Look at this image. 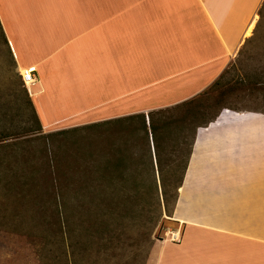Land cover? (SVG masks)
Segmentation results:
<instances>
[{"label":"crops","instance_id":"1","mask_svg":"<svg viewBox=\"0 0 264 264\" xmlns=\"http://www.w3.org/2000/svg\"><path fill=\"white\" fill-rule=\"evenodd\" d=\"M262 2L0 0V27L15 74L36 77L29 95L43 131L56 132L199 96L251 35ZM234 112L253 115L199 129L174 213L182 239L155 243L143 264H264V114ZM35 225L0 211V264H34L2 252V233L44 229Z\"/></svg>","mask_w":264,"mask_h":264},{"label":"trees","instance_id":"2","mask_svg":"<svg viewBox=\"0 0 264 264\" xmlns=\"http://www.w3.org/2000/svg\"><path fill=\"white\" fill-rule=\"evenodd\" d=\"M1 33L7 46L2 30ZM10 58L15 67L11 55ZM15 76L19 78V82L12 88L14 96L10 95L0 102V154L4 152L6 158H10L8 166L12 175V180L6 182L4 186L6 191L16 194L13 201L15 211L20 214V207L27 204L35 218L42 215L44 219L42 221L47 225L44 243L46 246L55 245L59 250L76 249L72 233L77 211H80L81 223L87 224L83 229L88 242L92 238H98L102 249H106L108 241L118 238L113 233H116L115 230H118L119 226H125L126 222L145 227L144 238L153 243L152 231L161 221L164 212L168 216L172 215L174 207L172 209L171 203L175 204V207L177 205L197 131L207 127L193 125L200 112L192 110L190 106L199 101L201 96L207 95L210 92L208 90L218 85L220 80L194 99L152 111L148 116L135 114L90 125L91 128L117 126L125 132V148H110L107 151L98 147L96 150L88 151L80 158V162L68 165L66 172L56 165L58 163L55 158H49L48 149L41 145L51 135L43 134L41 121L22 76L20 74ZM175 108H185L186 111L179 117L168 116ZM26 109L30 113V125L27 123V117L23 115ZM191 117L192 137L188 136L189 141L185 135L182 138L183 131L180 127L184 125L189 127L186 122ZM11 130L19 132L17 133L19 135H12L13 133L9 132ZM26 136L29 137L20 139ZM171 137L176 138L177 142L169 151L173 144ZM130 141H134L133 144L138 143L137 147L141 144L145 157L148 158V162L141 164L142 166L134 167L133 173H131L133 167L129 165L127 158L129 155L133 157L132 150L136 145ZM183 144L187 146L185 155L181 154ZM115 145L117 143L114 142ZM128 150L131 154H128ZM117 153L120 157L113 160L111 155ZM180 154L182 157L179 159ZM23 156L27 158L26 166L21 159ZM1 162L3 161L0 158V164ZM142 173L149 175L150 178L140 180L135 177ZM136 207H141L140 212L135 210ZM163 224L164 220L161 227ZM156 238L159 239L158 236ZM88 249L89 245H85L84 250ZM64 255L68 257L67 250ZM74 255L75 253H72L73 262Z\"/></svg>","mask_w":264,"mask_h":264},{"label":"rangeland","instance_id":"3","mask_svg":"<svg viewBox=\"0 0 264 264\" xmlns=\"http://www.w3.org/2000/svg\"><path fill=\"white\" fill-rule=\"evenodd\" d=\"M255 21L256 18L250 27L251 29L248 31V35H251L243 41L241 48L231 57L229 65L221 76L222 78L219 77V79H217L220 80L219 84L209 89L213 85L212 84L208 88L209 90L207 89L210 92L207 95L201 96L199 101L194 102V104L190 106L192 110L200 112V114L196 116V120L193 121V125L199 124L203 127L208 126V123L215 119L223 108L232 111L258 112L264 114V0L257 13V22L255 23ZM10 59L9 51L0 30V102L9 98L10 95L14 96L12 88L19 82V78L15 76L14 66L12 62H10ZM36 91L37 87H33L32 92L35 93ZM185 111V108H175L168 116L179 117L183 115ZM232 111H225L224 117L227 118L229 115H234ZM23 115L27 117V123L30 125V113L27 109L26 111L24 110ZM192 118L193 117L186 122L189 124V127L188 125L180 127L183 131L182 138L183 135H185L187 140H189V135L192 137V131L190 130ZM24 125L25 123H23V126ZM90 125L91 124H85L73 128H65L56 132L43 131V134L51 136L46 138L41 145L48 149L49 158H55L58 163L56 165L66 172V168L68 169L70 165L80 162V158L87 154L88 151L96 150L98 147L107 151L110 148H125V132L118 129L117 126L91 128ZM9 127L10 125L8 124L7 128ZM111 128L114 130L112 131ZM9 132L13 133L12 135H19L17 134L19 132L15 130ZM28 137L29 136L21 137L20 139H26ZM182 138L180 140H182ZM171 139L173 140V144L168 149L169 151L172 150L173 145L177 142L176 138L171 137ZM114 142L117 143V145L114 146ZM130 142L132 144L134 143V141ZM137 142L141 143L138 140ZM137 144L138 143L133 144L136 145L135 149L132 150L134 151L133 157L129 155V158H127V162L133 167L131 173L135 170L134 167L138 165L142 166L145 162H148V158L145 157V153L143 152V147L140 146L141 144L137 147ZM186 147V144L182 145L181 154H186ZM1 154L0 158L3 162L0 164V177L2 179L0 191L4 193L6 192L4 184L12 180V175L8 166L11 160L10 158H6L4 152H1ZM128 154H131L129 150ZM181 154L178 155L179 159L182 157ZM26 155H28V153H26ZM111 157L113 160H118L120 155L117 153V155H111ZM21 159L23 165L26 166V156H23ZM167 159L166 157V160ZM135 177L140 180L147 179L148 177L150 178V176L145 173L135 175ZM166 177H169V175H166ZM3 193L1 194L3 195ZM15 199L16 194L14 193L12 196L8 195L5 197V194L3 197L1 196L0 211L3 216V221L5 220L6 222L13 223L27 220L34 224L36 223L35 226H40L41 224L44 226L42 215L35 218L29 211L27 204H23L20 207V215H18V219H16V217L13 216V211H15L13 201ZM171 205L172 209L174 207L172 215L170 214V216H168L164 212L161 221L152 231L151 236L153 243L144 238L145 227L143 228L142 225H133L126 222L125 226H119V229L115 230L116 233H113L118 238L111 240V242L108 241L106 249H102L101 241H99L98 238H92V240L88 242L83 229L87 224L81 223V214L79 213L80 211H77V219L74 221L75 223L73 225L74 233H72V239L75 241L76 249L70 250V248H63L59 250L57 246L52 244L48 246L43 245V238L47 233V230H45L46 226H44L43 230L41 227H34L32 231L15 230L2 233V252L6 247H10L12 250L16 249L20 256H27L28 258L30 255L33 256L34 264H143L148 261L151 249L155 243L170 240L171 232L176 230L180 231L182 229L178 224L184 221L181 219L179 222L176 221V218L178 219L179 216L176 215L175 218L174 213L176 207L175 204L171 203ZM135 210L140 212L141 207H136ZM163 220L164 224L161 227ZM157 236L159 239L156 238ZM85 245H89L88 251L84 250ZM66 250L68 255L67 258L66 255H64L66 254ZM72 253H75L74 262Z\"/></svg>","mask_w":264,"mask_h":264},{"label":"built area","instance_id":"4","mask_svg":"<svg viewBox=\"0 0 264 264\" xmlns=\"http://www.w3.org/2000/svg\"><path fill=\"white\" fill-rule=\"evenodd\" d=\"M22 80L25 87L27 88L28 93L30 94V86L32 87L36 83L35 75L33 74V72L26 71L22 74ZM170 237L171 241L179 242L182 239V231L176 230L174 232H171Z\"/></svg>","mask_w":264,"mask_h":264},{"label":"water","instance_id":"5","mask_svg":"<svg viewBox=\"0 0 264 264\" xmlns=\"http://www.w3.org/2000/svg\"><path fill=\"white\" fill-rule=\"evenodd\" d=\"M225 111H229V110H222V111L219 113V115H218V117L216 118V120H215L214 122H211L207 127H208V128H211V127L218 126L219 124H222L225 120L234 121L238 116H244V115H245L246 118H250L249 115H253V113H250V114H241V115H239L238 113L232 111V112H234V115H229L227 118H225V117H224V113H225ZM230 112H231V111H230ZM235 114H236V115H235ZM207 127H206V128H207ZM204 128H205V127H204ZM198 131H199V129H198ZM198 131H197V133H198ZM196 138H197V137H196ZM195 142H196V141H195Z\"/></svg>","mask_w":264,"mask_h":264}]
</instances>
